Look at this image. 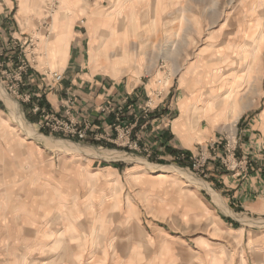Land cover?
I'll return each mask as SVG.
<instances>
[{
    "label": "rangeland",
    "instance_id": "1",
    "mask_svg": "<svg viewBox=\"0 0 264 264\" xmlns=\"http://www.w3.org/2000/svg\"><path fill=\"white\" fill-rule=\"evenodd\" d=\"M3 16L9 24L4 33L0 26V264H64L72 254L106 264L118 258L124 264H264V216L237 212L217 198L219 205L206 173L214 158L225 172L247 173L242 118L264 134V0H0ZM67 23L70 40L84 39L85 63L95 73L109 83L152 87L142 106L126 103L131 121L121 125L132 130L123 143L114 127V137L89 130L83 141L45 139L23 111L24 77L62 72L50 56L60 47L58 33L68 34ZM160 101L197 106L203 127L216 136L189 157L151 159L148 148L138 150L133 130ZM12 104L21 122L11 115ZM113 110L114 126L124 109ZM198 158L201 168L193 169ZM160 173L171 184L147 183ZM44 224L51 237L36 239ZM68 224L75 238H87L73 240L72 252L62 239Z\"/></svg>",
    "mask_w": 264,
    "mask_h": 264
},
{
    "label": "crops",
    "instance_id": "2",
    "mask_svg": "<svg viewBox=\"0 0 264 264\" xmlns=\"http://www.w3.org/2000/svg\"><path fill=\"white\" fill-rule=\"evenodd\" d=\"M5 7L8 9V6ZM4 18L5 16L0 17V26L3 33L9 24ZM69 25L67 23L62 26V29L68 26L67 45L70 43L67 46L66 57L63 63L60 62L58 57L54 56V51L50 56L54 61L53 63L57 64L61 69L63 80L59 84L53 85L50 77L42 76L36 72H29L24 77L25 85L19 92L22 97L28 100L27 104L22 105L23 111L32 124L38 127L41 133L39 135L42 138L47 139L45 136L53 137L54 135L65 138V141H70L71 138L67 140L68 137L62 133H58L57 135L51 133L45 125L48 117L44 118L39 113H34L33 108L38 106L42 110H45L48 116L65 119V104L69 95L72 94L75 97V105L69 117L70 120L77 123L87 120L92 124L91 132L94 130L100 134L103 133L108 136L110 134L113 136L114 118L112 115L100 113V107L105 105L123 107L124 118L122 122L126 124L131 121L130 111L126 103L134 102L135 106H142L149 97L152 87L150 88L149 83L144 84L136 80L107 82L101 74L95 73V69L91 64L85 63L86 56L83 52L84 39L79 38L75 34L72 40H70ZM92 60L94 59L92 58ZM162 101L158 104L155 112L150 115L149 121L144 125L140 124L133 130V139H136L138 150L144 147L148 148L151 153V159L156 161H173L175 157L180 155L189 157L196 153L200 145L216 136V132L203 127L204 120L199 117L197 106L184 103L179 108H176L173 101H166L164 104ZM241 126L243 127L244 136L240 144L241 153L248 156L250 160L247 173L238 171L236 173L225 172L222 170L218 160L214 158L206 168L208 183L219 194V196H217L218 194H213L216 202L217 198H220L237 212H244L250 216H264V134H255L256 131L260 130L255 128L252 119L247 120V118H242ZM35 148L44 150L40 142L36 143ZM29 150L34 151L30 147ZM52 161L53 157H49L45 163L50 165ZM66 163L73 164L74 160L68 158ZM116 167L119 168L117 170H121L120 166ZM138 167L144 170L147 169L144 163H142V167ZM103 168L105 169V167ZM103 168H99L94 172L93 177H90V179L93 180L94 175L103 172ZM142 175V171L139 172L138 170L134 179L140 180L142 178L138 177ZM170 178L171 176L162 173L150 175L147 183L149 185L164 182L170 183ZM225 220L226 222L228 221L227 219ZM230 225L235 226L236 224L231 221ZM74 232L73 225L68 224L64 226V238L62 239L66 240L64 247L67 248L68 252H72L73 250V240L87 239L81 235L75 238ZM38 233L42 234V238L36 239L45 240L51 237L52 230L49 229L48 224H44L40 231L37 230V235ZM58 243L57 241L55 242V244ZM98 249L103 254L104 250L100 247ZM68 257L69 255H67L66 260L63 262L64 264H106V260L103 258L97 261L89 258L86 261V259H83V255H79L75 259H73V254L72 258ZM119 260L118 258V263L115 262V264H124Z\"/></svg>",
    "mask_w": 264,
    "mask_h": 264
},
{
    "label": "built area",
    "instance_id": "3",
    "mask_svg": "<svg viewBox=\"0 0 264 264\" xmlns=\"http://www.w3.org/2000/svg\"><path fill=\"white\" fill-rule=\"evenodd\" d=\"M24 69H25V66L24 68L23 67L19 68L17 71V76L19 77L18 78L19 80H20L21 75L25 73ZM48 74H49L51 83L53 85H57L62 81L61 73L49 72ZM74 105H75V97L72 94H70L65 104V109H64V115L66 117L65 119L48 116L46 111L42 110L38 106H35L33 108V112L39 113L41 116H44V118L48 117L45 125L47 128H49L51 133H62L68 138H71V139L73 138L78 141H83L86 138V132L91 129V125H90V122L87 120H83L81 123H77V122L70 120L69 117L72 113ZM146 107H149V104H147ZM99 111L100 113L106 114V115H110L112 112H114L113 106L111 105L102 106L100 107ZM121 117H122L121 113L118 112L115 114V121L117 125L114 124L113 127L115 131H117L116 142L121 141L123 143V141H126V139L129 138L132 127L129 125H121V121H122ZM193 161L194 162L191 165L192 168L199 169V167L201 166L200 163H202L203 160L198 158V160L195 159Z\"/></svg>",
    "mask_w": 264,
    "mask_h": 264
},
{
    "label": "bare ground",
    "instance_id": "4",
    "mask_svg": "<svg viewBox=\"0 0 264 264\" xmlns=\"http://www.w3.org/2000/svg\"><path fill=\"white\" fill-rule=\"evenodd\" d=\"M57 39H58V45L60 46L58 48V51L56 53V56L61 58V60L63 61L64 58L66 57V52H67V33H66V29L62 30L58 35H57ZM120 63V62H119ZM1 88V87H0ZM1 91V90H0ZM2 92L4 93V91L2 90ZM3 96V95H2ZM10 113L11 115L14 116V118L16 120H18L19 122H21V117L20 114L18 112V109L16 107L15 104H12L10 106ZM23 126V125H22ZM22 128V127H21ZM32 129V128H31ZM28 133V131H27ZM26 133V134H27ZM34 138V137H33ZM220 199H217L219 205H221V201H219Z\"/></svg>",
    "mask_w": 264,
    "mask_h": 264
}]
</instances>
